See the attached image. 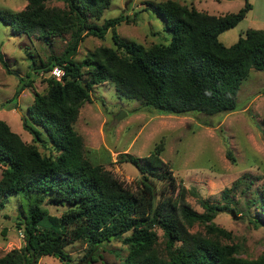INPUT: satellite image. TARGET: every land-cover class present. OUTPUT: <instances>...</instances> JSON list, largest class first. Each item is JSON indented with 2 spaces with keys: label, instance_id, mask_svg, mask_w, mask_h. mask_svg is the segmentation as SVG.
Instances as JSON below:
<instances>
[{
  "label": "trees",
  "instance_id": "16d2710c",
  "mask_svg": "<svg viewBox=\"0 0 264 264\" xmlns=\"http://www.w3.org/2000/svg\"><path fill=\"white\" fill-rule=\"evenodd\" d=\"M26 1L19 11L0 10V19L15 34L38 32L41 38L69 39L61 54L34 64L44 73L60 66L64 74L61 80L47 77L46 91L35 93L27 108L22 125L32 142L0 120V207L10 195L25 207L16 223L23 244L0 256V264H40L42 256L62 264H91L112 240L126 245L117 264H264V255L240 256L235 244L225 242L232 239L231 232L214 221L218 212H228L244 216L255 227L264 226L263 186L242 209L232 194L238 179L222 191L224 203L202 200L203 211L197 212L163 161L162 142L144 157L119 154L120 161L131 163L140 174L133 190L87 155L74 127L93 87L107 81L114 82L117 96L136 99L159 114L212 116L234 111L240 84L250 70H264V29L249 28L229 46L219 35L242 21L251 4L246 0L236 12L214 15L177 0L145 2L142 11L157 13L170 34L169 42L145 47L116 31L121 22H134L130 16L96 23L111 0H56L63 7L48 5L51 0ZM109 31L114 46L101 45L79 61L74 58L84 38L103 39ZM0 61L13 74L1 54ZM31 83L22 84L7 103L15 102ZM226 154L235 162L229 149ZM48 205L61 213L51 214ZM195 223L204 233L188 230ZM75 243L85 248L78 262L66 250Z\"/></svg>",
  "mask_w": 264,
  "mask_h": 264
},
{
  "label": "rangeland",
  "instance_id": "374dc122",
  "mask_svg": "<svg viewBox=\"0 0 264 264\" xmlns=\"http://www.w3.org/2000/svg\"><path fill=\"white\" fill-rule=\"evenodd\" d=\"M160 1L163 0H111L110 6L96 23L100 24L120 14L127 15L134 22H121L116 26L120 37L145 47L153 43H167L170 34L164 29L161 17L152 9L142 11L145 2ZM177 1L192 4L198 10L214 15L236 12L246 2ZM247 1L251 9L245 18L219 35V40L226 46L235 43L249 28L264 29V0ZM26 3V0H0V10L19 11ZM48 5L64 6L56 0L49 1ZM68 39L69 35L41 38L38 32L17 35L9 24L0 19V54L13 72L8 74L0 61V120L7 122L26 142H32V135L22 125L24 118H27V108L35 93H43L47 87V76L40 68L34 69V64L38 65L51 55L61 54ZM101 45L114 46L110 31L103 39L94 36L84 38L74 58L79 61L89 50ZM28 80H32L30 86L24 88L15 102L7 103L16 89ZM117 114L121 115V119L114 118ZM74 127L83 138L87 155L133 190L137 187L140 174L131 163L120 161L119 154L128 152L144 157L156 143L162 142V159L171 166L177 182L187 190L185 200L197 212L203 211L202 200L224 203L222 191L238 179V189L232 194L242 209L255 196L254 191L264 187V70H250L240 84L234 111L212 116L196 113L159 114L136 99L117 96L114 82L107 81L93 87L90 100L81 106ZM38 147L48 153L40 143ZM228 149L235 162L228 158ZM46 207L51 214H60L62 211L50 205ZM23 213L24 204L22 206L15 195L8 196L4 206L0 207V256L23 244L22 231L16 227ZM214 221L231 232L232 239H225V242L235 244L240 256L256 258L264 255V226L255 227L244 216L239 214L235 217L228 212H218ZM188 230L204 233L203 226L197 223ZM158 234L162 239L159 229ZM104 248L100 252L102 257L91 264H117V256L126 253V245L120 240H112ZM119 248L122 250L119 251ZM84 249L81 243L66 248L75 262L83 256ZM39 263L62 264L52 256H42Z\"/></svg>",
  "mask_w": 264,
  "mask_h": 264
},
{
  "label": "built area",
  "instance_id": "2783aa9c",
  "mask_svg": "<svg viewBox=\"0 0 264 264\" xmlns=\"http://www.w3.org/2000/svg\"><path fill=\"white\" fill-rule=\"evenodd\" d=\"M63 74H64V70L60 66H54V67H52V69L50 71L45 72V76L52 77L56 80H61Z\"/></svg>",
  "mask_w": 264,
  "mask_h": 264
},
{
  "label": "water",
  "instance_id": "95a60500",
  "mask_svg": "<svg viewBox=\"0 0 264 264\" xmlns=\"http://www.w3.org/2000/svg\"><path fill=\"white\" fill-rule=\"evenodd\" d=\"M114 118L117 119V120H119V119H121V115L120 114H117V115H115Z\"/></svg>",
  "mask_w": 264,
  "mask_h": 264
}]
</instances>
